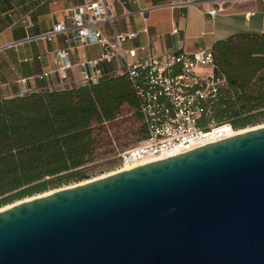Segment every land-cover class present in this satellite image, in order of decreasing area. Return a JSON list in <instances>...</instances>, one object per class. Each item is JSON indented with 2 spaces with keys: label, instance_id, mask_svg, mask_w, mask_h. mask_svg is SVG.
<instances>
[{
  "label": "water",
  "instance_id": "obj_1",
  "mask_svg": "<svg viewBox=\"0 0 264 264\" xmlns=\"http://www.w3.org/2000/svg\"><path fill=\"white\" fill-rule=\"evenodd\" d=\"M0 264H264V124L13 202Z\"/></svg>",
  "mask_w": 264,
  "mask_h": 264
},
{
  "label": "trees",
  "instance_id": "obj_2",
  "mask_svg": "<svg viewBox=\"0 0 264 264\" xmlns=\"http://www.w3.org/2000/svg\"><path fill=\"white\" fill-rule=\"evenodd\" d=\"M212 50L216 71L226 81L211 100L209 118L234 129L264 120V33L239 32L216 41ZM125 104L140 116L126 73L0 98V205L43 191L53 181L88 179L82 168L97 147L112 142L107 123ZM199 124L207 129L208 118Z\"/></svg>",
  "mask_w": 264,
  "mask_h": 264
},
{
  "label": "crops",
  "instance_id": "obj_3",
  "mask_svg": "<svg viewBox=\"0 0 264 264\" xmlns=\"http://www.w3.org/2000/svg\"><path fill=\"white\" fill-rule=\"evenodd\" d=\"M84 0H0V98H8L32 91H52L80 86V62L95 59L101 53L99 44H71L74 65L62 79L55 70L54 56L68 45L71 20L68 9ZM191 0H120L111 5L116 14V31H136L137 36L124 42L127 49H135L137 56L164 51L192 52L212 47L239 32L264 33V0H232L227 10L210 19L203 11L206 2L185 3ZM145 8L147 31L138 9ZM57 22H63L66 33H58L50 40L30 37L46 32ZM102 30L111 36L113 28L107 22ZM177 29V32H173ZM149 43L145 51L137 48ZM105 74H121L120 60L100 62ZM50 71L45 78L37 75Z\"/></svg>",
  "mask_w": 264,
  "mask_h": 264
},
{
  "label": "built area",
  "instance_id": "obj_4",
  "mask_svg": "<svg viewBox=\"0 0 264 264\" xmlns=\"http://www.w3.org/2000/svg\"><path fill=\"white\" fill-rule=\"evenodd\" d=\"M116 1L120 0H84L68 9L71 20L68 45L55 52L54 64L59 76L66 79L67 70L74 65L70 58L71 44H99L102 49L99 57L80 62V81L84 85L114 76L103 73L98 66L100 62L120 60L124 63L121 74L126 73L131 82L146 132L136 144L119 153L121 169L125 165L146 163L178 146L192 145L206 138L210 132L214 133L219 125L209 118L210 103L226 80L216 71L213 50L209 46L192 52L147 53L143 57L137 56L135 49L124 47V42L134 39L137 32L115 30L116 14L111 5ZM231 1L191 0L181 3L206 2L208 5L203 11L210 19H214L227 10ZM138 14L145 23L143 31L146 32V9H138ZM104 22L113 28L111 36L102 30ZM66 31L64 23L57 22L50 30L30 38L50 40ZM173 32H177V29ZM148 46L149 43H145L137 50L145 51ZM49 72L44 71L37 77L45 78ZM25 91L23 89L20 95ZM203 117L208 118L207 129L199 124Z\"/></svg>",
  "mask_w": 264,
  "mask_h": 264
},
{
  "label": "rangeland",
  "instance_id": "obj_5",
  "mask_svg": "<svg viewBox=\"0 0 264 264\" xmlns=\"http://www.w3.org/2000/svg\"><path fill=\"white\" fill-rule=\"evenodd\" d=\"M260 124H264V120H261L256 124H249L245 127H252ZM107 127L109 135H111L113 140L110 144L97 147L93 160L83 166L82 171L88 178H93L103 173H109L120 169L119 153L136 144L144 135V125L141 121V117L138 115V112L134 107L127 104L122 106L121 111L114 120L107 123ZM46 179H52V177H46ZM77 182H79V180L76 179L61 182L53 181V183L48 184L45 190L25 195L23 198L36 195L46 190L73 185ZM20 199H16L13 202ZM6 204H1L0 207Z\"/></svg>",
  "mask_w": 264,
  "mask_h": 264
},
{
  "label": "bare ground",
  "instance_id": "obj_6",
  "mask_svg": "<svg viewBox=\"0 0 264 264\" xmlns=\"http://www.w3.org/2000/svg\"><path fill=\"white\" fill-rule=\"evenodd\" d=\"M260 125H262V124H260ZM257 126L258 125H255V126H252V127H245V128H241V129H234V128H232L230 126L229 123L221 124L219 126H216L217 129L214 131V133L213 132H210L209 134H207V137L206 138H203V139H201L199 141H196L192 145H188V146H178V147H176V148L168 151L167 153H164V154H162V155L158 156L157 158H155L153 160H150V161H155V160L163 159V158H166V157H169V156L178 154V153H180L182 151L195 148L197 146H201V145H204V144H207V143L216 141V140H220V139H223V138H226V137H230V136L236 135L238 133H242L244 131H247L248 129H252V128H255ZM215 132H218V134H215ZM150 161H148V162H150ZM133 166H136V165H134V164L125 165V166H122L121 169H118V171L119 170L128 169V168L133 167ZM115 171L116 170L111 171L109 173H103V174H101L99 176H96V177H93V178L96 179L97 177H104V176H106V175H108V174H110L112 172H115ZM89 179H92V178H88V179H85V180H81L79 182L82 183V182L88 181ZM54 190H57V188L56 189L46 190L44 192L38 193L36 195L28 196V197L22 198L20 200H29V199H32L33 197H38V196H41V195L49 194V193H51ZM15 202L17 203V202H19V200L15 201ZM11 205H13V202L1 206L0 207V210L6 209V208L10 207Z\"/></svg>",
  "mask_w": 264,
  "mask_h": 264
}]
</instances>
